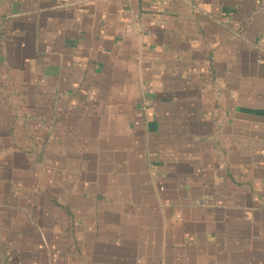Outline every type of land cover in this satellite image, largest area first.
Returning a JSON list of instances; mask_svg holds the SVG:
<instances>
[{
  "label": "crops",
  "instance_id": "obj_1",
  "mask_svg": "<svg viewBox=\"0 0 264 264\" xmlns=\"http://www.w3.org/2000/svg\"><path fill=\"white\" fill-rule=\"evenodd\" d=\"M0 264H264V0H0Z\"/></svg>",
  "mask_w": 264,
  "mask_h": 264
}]
</instances>
